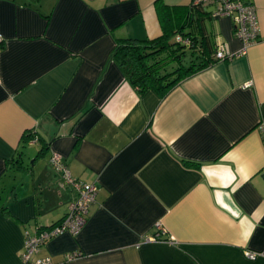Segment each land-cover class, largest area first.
Returning a JSON list of instances; mask_svg holds the SVG:
<instances>
[{"label": "crops", "instance_id": "obj_1", "mask_svg": "<svg viewBox=\"0 0 264 264\" xmlns=\"http://www.w3.org/2000/svg\"><path fill=\"white\" fill-rule=\"evenodd\" d=\"M156 1L0 0V264H21L25 232L67 212L74 193L53 154L97 193L80 232L37 257L264 264V0H250L259 38L241 54L232 19L207 12L215 46L236 55L164 96L139 93L110 59L119 38L162 34Z\"/></svg>", "mask_w": 264, "mask_h": 264}, {"label": "trees", "instance_id": "obj_2", "mask_svg": "<svg viewBox=\"0 0 264 264\" xmlns=\"http://www.w3.org/2000/svg\"><path fill=\"white\" fill-rule=\"evenodd\" d=\"M155 8L162 34L154 38H119L110 59L139 93L153 89L164 96L187 77L214 63L216 46L205 26L206 10L192 5L169 6L160 0ZM177 34L189 43L177 41ZM33 137L27 133L24 140ZM0 209L4 207L0 205Z\"/></svg>", "mask_w": 264, "mask_h": 264}, {"label": "built area", "instance_id": "obj_3", "mask_svg": "<svg viewBox=\"0 0 264 264\" xmlns=\"http://www.w3.org/2000/svg\"><path fill=\"white\" fill-rule=\"evenodd\" d=\"M193 7H200L208 12L212 17H230L234 24V34L240 40L242 47L236 54L245 53L248 46L255 43L259 38V27L256 16V9L250 0H192ZM209 10V11H208ZM175 39L188 44L189 40L181 35H176ZM2 35L0 34V47ZM227 50L224 44L216 47V58L224 59L234 55ZM53 170L61 176L64 183L74 193L73 199L68 205L67 212L56 224L46 228H40L33 232H25L24 244L21 250V264H52L49 257H37L36 253L40 247L50 238L68 232L76 235L86 223L89 207L95 201L97 185L86 183L74 177L69 171L63 158L59 154H53L50 159ZM156 227L161 229L160 223ZM152 239H155L153 237ZM78 252L66 254V259L71 260L78 256ZM249 258H254L257 253L247 251Z\"/></svg>", "mask_w": 264, "mask_h": 264}, {"label": "rangeland", "instance_id": "obj_4", "mask_svg": "<svg viewBox=\"0 0 264 264\" xmlns=\"http://www.w3.org/2000/svg\"><path fill=\"white\" fill-rule=\"evenodd\" d=\"M35 152H36V146H32V147H30V148L27 149V151H26V159L29 162L32 161V158L31 157L35 154Z\"/></svg>", "mask_w": 264, "mask_h": 264}]
</instances>
